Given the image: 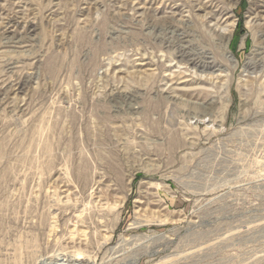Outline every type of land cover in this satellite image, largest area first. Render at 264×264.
<instances>
[{"label":"rangeland","instance_id":"1","mask_svg":"<svg viewBox=\"0 0 264 264\" xmlns=\"http://www.w3.org/2000/svg\"><path fill=\"white\" fill-rule=\"evenodd\" d=\"M0 264H264V0H0Z\"/></svg>","mask_w":264,"mask_h":264},{"label":"bare ground","instance_id":"2","mask_svg":"<svg viewBox=\"0 0 264 264\" xmlns=\"http://www.w3.org/2000/svg\"><path fill=\"white\" fill-rule=\"evenodd\" d=\"M192 1H194V0H192ZM210 1V0H209ZM263 1V0H262ZM261 2V1H260ZM20 4V3H19ZM147 5V4H146ZM201 5H202V3H201ZM258 5V4H257ZM21 6V5H20ZM200 6V5H199ZM258 7V6H257ZM140 8H142L143 9V7H140ZM141 9V10H142ZM147 9H148V7H147ZM208 9H210V7L208 8ZM214 9V8H213ZM222 10V9H221ZM228 10H229V8H228ZM231 10V9H230ZM229 10V11H230ZM206 11V10H205ZM215 12V11H214ZM255 12V11H254ZM259 13V12H258ZM261 13H263L262 11H261ZM14 14V13H13ZM216 14V13H215ZM227 14H229V13H227ZM217 15H218V13H217ZM216 15V16H217ZM221 15V14H220ZM258 15V14H257ZM224 16H226V15H224ZM217 18V17H216ZM52 19V18H51ZM12 20V19H11ZM213 20H214V18H213ZM256 23V22H255ZM17 25V24H16ZM234 25V24H233ZM231 26V25H230ZM27 27V26H26ZM175 27H176V25H175ZM232 27V26H231ZM234 27V26H233ZM24 28V27H23ZM216 29V28H215ZM14 30V29H13ZM219 32H218V35L220 36V40H223V42L224 41H226V39L227 38H229L230 37V31H229V29H224V30H222V29H217ZM231 30V29H230ZM28 31V30H27ZM9 39V38H8ZM219 40V41H220ZM194 61V60H193ZM141 66V65H140ZM138 68H139V65H138ZM182 74V73H181ZM183 78V77H182ZM187 78V77H186ZM195 78V77H194ZM29 79V78H28ZM172 79V78H171ZM183 80V79H182ZM187 81V80H186ZM168 82V81H167ZM182 82H184V81H180V83L179 84H181ZM209 84V83H208ZM182 85V84H181ZM195 85H197V84H194V86ZM184 86H186V85H184ZM189 86H190V84H189ZM9 89V88H8ZM13 89V88H12ZM181 89V88H180ZM20 91V90H19ZM4 93V92H3ZM179 93V92H178ZM182 93V92H181ZM214 93V92H213ZM182 95H184V94H182ZM211 95V94H210ZM6 97V96H5ZM166 97H168V96H166ZM191 98V97H190ZM173 99V98H172ZM203 99V98H202ZM132 100V99H131ZM201 100V99H200ZM213 107V106H212ZM211 110H213V109H211ZM82 259V258H81Z\"/></svg>","mask_w":264,"mask_h":264}]
</instances>
